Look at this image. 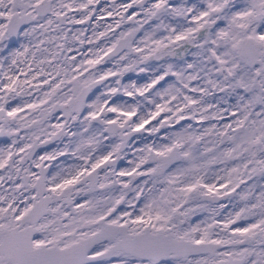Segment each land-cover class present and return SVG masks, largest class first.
<instances>
[{
	"label": "snow or ice",
	"instance_id": "obj_1",
	"mask_svg": "<svg viewBox=\"0 0 264 264\" xmlns=\"http://www.w3.org/2000/svg\"><path fill=\"white\" fill-rule=\"evenodd\" d=\"M0 264H264V0H0Z\"/></svg>",
	"mask_w": 264,
	"mask_h": 264
},
{
	"label": "flooded vegetation",
	"instance_id": "obj_2",
	"mask_svg": "<svg viewBox=\"0 0 264 264\" xmlns=\"http://www.w3.org/2000/svg\"><path fill=\"white\" fill-rule=\"evenodd\" d=\"M108 22H111V21L109 20ZM90 34H91V33H89V35H90ZM70 55H71V53H70ZM78 58H79V57H78ZM36 95H37L36 93H33V98H35ZM52 123L54 124V123H56V121L53 120ZM162 134H163V130H162V132H161L159 135H162ZM149 142H150V140H149ZM54 147H55V144H50V145H49V150H51V149L54 148ZM37 152L40 153V154H43L41 149H37ZM130 158H131V156L129 155V157H128L127 159H130ZM127 159H126L125 161H122V162H121V164H120L121 167H126V166H127ZM7 187H8V185L6 184V185H5V188H7ZM238 191H239V190H238Z\"/></svg>",
	"mask_w": 264,
	"mask_h": 264
}]
</instances>
